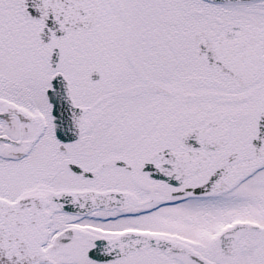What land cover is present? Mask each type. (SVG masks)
I'll return each instance as SVG.
<instances>
[{
    "label": "snow or ice",
    "instance_id": "1",
    "mask_svg": "<svg viewBox=\"0 0 264 264\" xmlns=\"http://www.w3.org/2000/svg\"><path fill=\"white\" fill-rule=\"evenodd\" d=\"M0 264H264V0H0Z\"/></svg>",
    "mask_w": 264,
    "mask_h": 264
}]
</instances>
